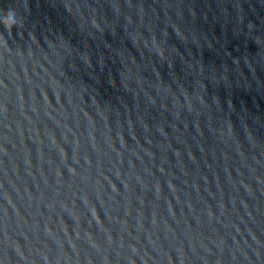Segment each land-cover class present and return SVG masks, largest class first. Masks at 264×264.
Segmentation results:
<instances>
[{"label": "water", "instance_id": "1", "mask_svg": "<svg viewBox=\"0 0 264 264\" xmlns=\"http://www.w3.org/2000/svg\"><path fill=\"white\" fill-rule=\"evenodd\" d=\"M9 9L0 264H264V0Z\"/></svg>", "mask_w": 264, "mask_h": 264}, {"label": "clouds", "instance_id": "2", "mask_svg": "<svg viewBox=\"0 0 264 264\" xmlns=\"http://www.w3.org/2000/svg\"><path fill=\"white\" fill-rule=\"evenodd\" d=\"M0 24L11 31V29L18 24L16 11L14 9L4 11L3 14L0 15Z\"/></svg>", "mask_w": 264, "mask_h": 264}]
</instances>
